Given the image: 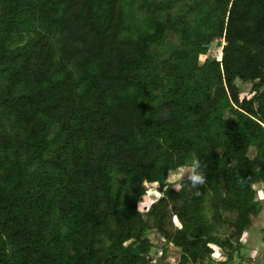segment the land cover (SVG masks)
I'll return each instance as SVG.
<instances>
[{"label": "trees", "instance_id": "obj_1", "mask_svg": "<svg viewBox=\"0 0 264 264\" xmlns=\"http://www.w3.org/2000/svg\"><path fill=\"white\" fill-rule=\"evenodd\" d=\"M255 185L264 0H0V264L242 260Z\"/></svg>", "mask_w": 264, "mask_h": 264}, {"label": "rangeland", "instance_id": "obj_2", "mask_svg": "<svg viewBox=\"0 0 264 264\" xmlns=\"http://www.w3.org/2000/svg\"><path fill=\"white\" fill-rule=\"evenodd\" d=\"M220 52V47L213 44L210 47L209 55L217 56ZM204 57H200L202 61ZM241 92L247 93L249 89V84L237 83ZM253 151L251 152V154ZM168 182L173 185L174 189H179L176 183L173 182L172 173L168 175ZM186 182V181H185ZM184 182V183H185ZM146 188V195L141 197L138 203V209L142 213H145L150 205L158 199L160 193L157 191V184H144ZM255 190L257 191V199L262 205V211L259 216L254 219L249 226L248 230L244 233L241 243H243V248L239 251V254L244 257L242 261L238 259V254L233 253L232 259L224 264H264V194L261 190V186L255 185ZM148 237L154 246L159 247L160 242L157 233L154 231L149 232ZM226 251L220 249H215L213 255L206 258V264H217L221 261H225L227 258ZM179 251L172 245L167 248V259L164 264H176L178 261ZM254 259L255 262H251Z\"/></svg>", "mask_w": 264, "mask_h": 264}, {"label": "clouds", "instance_id": "obj_3", "mask_svg": "<svg viewBox=\"0 0 264 264\" xmlns=\"http://www.w3.org/2000/svg\"><path fill=\"white\" fill-rule=\"evenodd\" d=\"M172 177L173 182L179 188L184 187L185 181H187L188 186L193 190H198L206 183V177L201 169L200 160L195 156L188 163L172 170ZM196 194L199 195V192L197 191Z\"/></svg>", "mask_w": 264, "mask_h": 264}, {"label": "crops", "instance_id": "obj_4", "mask_svg": "<svg viewBox=\"0 0 264 264\" xmlns=\"http://www.w3.org/2000/svg\"><path fill=\"white\" fill-rule=\"evenodd\" d=\"M243 259H244V257H243ZM243 259H242V260H243ZM242 260H240V261H242ZM221 262H223V261H221ZM252 262H255V260L252 259L250 263H252ZM263 262H264V260H263Z\"/></svg>", "mask_w": 264, "mask_h": 264}]
</instances>
